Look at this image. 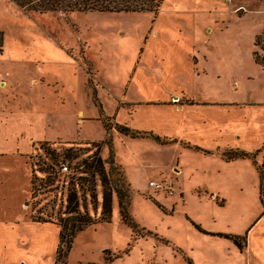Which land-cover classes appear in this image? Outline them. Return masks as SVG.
Wrapping results in <instances>:
<instances>
[{
    "label": "rangeland",
    "instance_id": "obj_1",
    "mask_svg": "<svg viewBox=\"0 0 264 264\" xmlns=\"http://www.w3.org/2000/svg\"><path fill=\"white\" fill-rule=\"evenodd\" d=\"M145 14L40 13L0 0V114L34 117L14 122L15 127L12 123L6 137L2 131L0 135V264L249 260L231 240L216 234L242 236L249 242L264 215L259 167L251 159L228 163L184 145L187 141L212 150L241 144L242 150L259 153L256 161L264 164V142L259 139L264 135V66L256 62L257 54L259 60L264 57V0H165L155 24L164 29L167 43H148L151 61L154 54L162 55L167 68L174 55L195 51L201 59L196 68L206 73L191 78L194 98L229 103L197 105L193 111L158 120L146 108L134 119L126 113L117 118L121 106H130L122 95L135 68L127 74L126 64L132 66L139 36L145 32L142 37H147L146 27L154 25L149 17L155 15ZM167 29L178 35L182 29L180 35L190 41L174 39ZM127 38L130 41H124ZM170 63L174 74L180 71ZM180 102L195 105L183 97ZM30 121L37 125L31 128ZM117 124L168 134L183 143L163 146L150 135L133 139L120 134ZM22 131L31 134V146L26 142L29 135L16 138ZM17 146L21 151L14 152ZM72 154L77 158L68 159ZM98 158L111 185L108 223L101 216ZM177 167L181 173L174 180L161 175L171 176ZM127 185L126 207L137 229L121 216L117 190ZM72 192L80 212H88L94 224L76 233L64 257L67 247L60 240V225L69 217L66 206Z\"/></svg>",
    "mask_w": 264,
    "mask_h": 264
},
{
    "label": "crops",
    "instance_id": "obj_2",
    "mask_svg": "<svg viewBox=\"0 0 264 264\" xmlns=\"http://www.w3.org/2000/svg\"><path fill=\"white\" fill-rule=\"evenodd\" d=\"M146 14H145V17H147ZM154 15L155 16L151 15L149 17V19L151 18L153 19L152 20L153 22L151 23H154V25L149 24L145 30V31L150 30V33L148 32V36L142 37V35L145 32H143L142 35L139 36V40L141 39V42H140V45L138 46V49L135 52L137 54L136 57H134V60L131 59L132 66L130 65V63H127L125 67V69H127V74L130 69L135 68L133 79L128 86L127 92L124 96L122 95L123 97L122 102L129 104L130 106L125 107V108L124 106H121L120 110L116 111L117 112L116 117L118 118V115L120 113L121 114L126 113L129 117L134 119L135 116L139 115L142 112V110L146 108L149 110V114L151 115V117L154 118L153 120H158V118L162 116L175 115L176 113H178V111L179 113L193 111L199 108V106L197 105L212 106L211 108H214V107H220V106H224L228 104L229 102H223L220 100L218 101L217 99H214L212 101H209V100L201 101V100H196L194 98L193 90H192L193 82L191 81V78L193 74L200 76L201 71L203 70L202 69L200 71V69L198 70V68H196V66L200 63L201 59L195 53V51H190V53L188 55L185 54L184 57H176L174 55L169 60V64L167 68H165L166 61L162 55L154 54L155 60L151 61L150 47L152 43L151 45H149L150 42H154L156 40L155 41L156 43L160 41L164 44V43H167V37H168V36L167 37L165 36L164 29L161 26H158L155 24V19L158 17L159 13L154 14ZM154 29L156 30V32L154 31ZM167 30L171 35H173L174 39H179V40L182 39L183 43L185 42L184 40L185 37L188 38V40L190 38L189 36L184 37L180 35L183 32L182 29H179L180 30L179 35L170 29H167ZM152 31L155 32L153 35H152ZM129 39L127 38L124 41H130ZM193 58H196V62H194ZM170 62H173L175 65H177V67L180 68V71L174 74L173 71L170 69L171 67ZM203 72L206 73L205 70H203ZM182 97L193 101L195 105H190V104L181 105L180 100ZM175 99H179V102L174 103ZM30 116L33 117V115H29V114L19 116L14 112H11V113L6 112V111L1 112L0 114V135L2 131L3 136L6 137V132L9 129L8 126H10L13 123V126L15 127L14 122H17L16 124L18 125V122L21 123V121L27 118H30ZM37 116L44 118V116L42 115H37ZM160 121L162 123L164 122L165 125L168 126L166 120H160ZM206 121H208V119ZM34 122L37 125L36 121ZM34 122L32 121L29 122V126L31 128L34 125ZM205 124H207V122ZM165 129L166 128H163V131ZM136 131H139V130H136ZM140 132L154 133L155 135L159 136L162 140H166L167 142L163 146H167L171 144H181L182 145L183 143L181 139L179 138L165 136L168 134H165L164 136L158 135L156 133H159V132H156V131L149 132V130H144ZM204 134L207 136L208 133L205 131ZM28 135L29 137L26 139V142L29 143L30 138H31V134L29 133L22 131L16 135V138L18 139L26 138ZM250 138H251V141H253L252 143H256L255 138L253 137H250ZM250 138H248L243 143L246 144L247 142H249ZM259 139H262V142H264V135H260ZM238 140H241V136L238 137ZM187 145L189 147L195 148L196 150H199L200 148L202 149L201 153L208 154L207 156L221 158L222 160L228 163H234L240 159L227 160L224 156L226 152L235 150V151H244L246 153H250V152H247L246 150H242V147L240 148L241 144L234 145V146L230 145L225 149H221V147H217L212 150L204 149L202 147L192 145L190 142L186 141L184 146L186 147ZM14 150H15L14 152H16L17 150H20V149L17 146ZM221 150H224L222 154L220 152ZM258 158H259V162H261V156L260 157L258 156ZM258 167L259 168L261 167L264 170L263 163L259 165V163L257 162V170H258ZM174 171H177L176 175L174 174ZM171 172H172L171 176H167L163 173L161 175H163L164 178L173 177V180H174V178L177 177L181 173V169H179L178 167L176 169L173 168ZM260 182L261 181H259V183ZM260 187H261V183H260ZM263 216H261L255 223L254 228L255 227L256 228L253 229L252 232L250 233L249 242H247V246L245 247V249L241 251L238 247H235V249H237L236 251H238L239 253H244L247 257H249V260L246 259V262L244 264H264V218ZM261 241L263 242L261 243ZM181 252H182V255L183 254L185 255L183 251ZM185 257L187 256L185 255ZM251 257L255 259V263H251L252 262V260H250ZM188 260H191V259H188ZM221 264H226V263L222 262Z\"/></svg>",
    "mask_w": 264,
    "mask_h": 264
},
{
    "label": "trees",
    "instance_id": "obj_3",
    "mask_svg": "<svg viewBox=\"0 0 264 264\" xmlns=\"http://www.w3.org/2000/svg\"><path fill=\"white\" fill-rule=\"evenodd\" d=\"M16 5L25 10L48 13V12H62L65 14L80 12V13H90V12H99V13H152L158 14L165 0H11ZM1 44V43H0ZM256 45H258L256 43ZM1 46V45H0ZM256 62L264 66V57L262 60L257 58ZM97 100V99H95ZM100 112L102 113V108L100 107ZM105 129L108 131L109 126L104 123ZM116 129L120 134L124 136L131 137L133 139L144 137L146 135L152 136L157 142L166 144L165 140H162L159 136H154L152 133L139 132L133 130L124 125H116ZM68 152L73 153V150L69 149ZM258 153L251 154L244 151H229L225 153V158L227 160H237V159H251L254 161V164L257 165L256 157ZM77 158V155H69L68 159L74 160ZM112 163L114 159L112 158ZM94 163L92 164L91 168ZM98 172L101 177V184L103 187V199H102V220L107 222L112 218V193L110 190V182L106 176L104 169V162L101 158L97 159ZM260 178H261V194L264 192V170L259 168ZM128 186V185H127ZM129 186L124 191L117 190L118 196L120 198V208L121 216L124 221L128 222L127 225L137 229L138 225L131 218L130 214L127 211V202L129 198ZM97 198V197H96ZM95 198V199H96ZM66 212L69 217L62 220L60 240L62 245L65 244L67 250L64 257H67L72 249L73 238L77 232H81L85 227L91 226L94 224V219L89 215L88 212L81 213L79 210V203L77 194L72 192L68 195ZM197 229L205 234H210L207 231L201 229L197 226ZM217 236L231 240L236 247L241 251L247 246V238L242 236H233L228 234L218 233ZM241 240H244V243H241ZM188 264H192L191 260H188Z\"/></svg>",
    "mask_w": 264,
    "mask_h": 264
},
{
    "label": "built area",
    "instance_id": "obj_4",
    "mask_svg": "<svg viewBox=\"0 0 264 264\" xmlns=\"http://www.w3.org/2000/svg\"><path fill=\"white\" fill-rule=\"evenodd\" d=\"M63 170L64 171H67L68 170V167H63ZM151 186H154V187H156V188H160V189H165V187H164V185H161V184H157V183H155V182H152L151 183Z\"/></svg>",
    "mask_w": 264,
    "mask_h": 264
}]
</instances>
